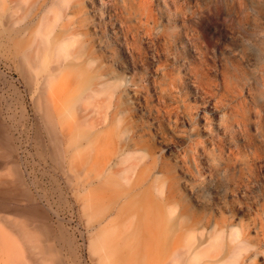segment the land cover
<instances>
[{"label":"bare ground","instance_id":"6f19581e","mask_svg":"<svg viewBox=\"0 0 264 264\" xmlns=\"http://www.w3.org/2000/svg\"><path fill=\"white\" fill-rule=\"evenodd\" d=\"M114 1L126 15V20L119 22L127 27L126 32L132 34L135 26L130 22L138 21L139 30L146 29L170 44L173 19L165 0ZM96 8L95 0H0V33L8 34L6 54L0 51V59L13 63L34 90L52 158L67 177L63 146L72 129L83 124L89 130L100 129L95 139L85 142L86 158L91 163L85 188L95 193L93 204L107 212L100 226L112 222L139 235L130 253L117 243L111 244L115 264H133L137 254L152 258L159 252L163 255V262L157 261L160 264H264V174L257 170L264 161L259 149L264 143V108L252 106L250 133L248 123L244 124L243 130L255 138V144L248 151L237 144L228 154L231 134L219 137L216 119L210 113L213 123L212 132H208L201 115L172 91L170 85L178 70L163 72L152 84L170 103L169 117L180 116L197 136L202 132L209 138L195 139L189 150L193 158H204L207 171H199L197 185L183 180L177 170L184 167L185 158L177 157L175 166L166 154L173 147H155L149 131L134 122L133 111L145 98L146 87L128 70L113 68V56L99 38L98 24L91 19ZM236 12L249 44H256L259 52L255 58H250L246 49L236 52L240 67L249 79L264 80V40L253 42L262 37V30L259 21L248 16L257 12V5L239 1ZM204 13L207 16L200 21V28L214 37L216 21ZM163 17H168L167 24ZM190 23L195 28L194 22ZM205 60L200 65L201 74L209 73ZM82 81L84 90L79 86ZM6 83L0 75V212L11 211L21 217L0 214V264H57L55 249L49 243L53 234L49 208L38 204L4 120L5 112L15 119ZM250 93L251 89L242 102L245 110ZM146 110H151L148 104ZM93 112L101 117L91 118ZM14 128L18 131L20 124ZM100 148L104 158L99 161L96 151ZM95 163L99 164L96 169ZM74 167L78 174L82 172L81 165ZM208 172L210 177H206ZM209 187L214 189L213 197ZM103 257L99 255V259ZM148 260L146 264L151 263Z\"/></svg>","mask_w":264,"mask_h":264},{"label":"rangeland","instance_id":"374dc122","mask_svg":"<svg viewBox=\"0 0 264 264\" xmlns=\"http://www.w3.org/2000/svg\"><path fill=\"white\" fill-rule=\"evenodd\" d=\"M165 1L169 5L168 12L173 21L175 16L179 15L177 13L178 8L181 12H191L190 8L195 7L194 0H187V2L185 0ZM239 1L249 5H257V12L248 14V16L259 21L262 37H256L253 42L264 40V0H213L212 15L209 16L214 18L218 12L222 11L226 21L233 28L234 37L240 41L241 48L247 50L250 58H255L259 53L254 47L256 44H249V38L244 35L242 28L237 23L236 11ZM95 6H97L96 13L92 15L91 19L98 24L99 38L104 41L113 56V61H111L113 68L120 72L125 69L128 70V74L146 87L145 98L133 111L134 122L144 126L149 131L151 144L155 147L164 148L165 144L173 147L166 154L174 165L177 157L185 158L184 167L178 169L177 174L190 184L197 185L200 182L199 171L202 173L207 171L208 165L204 158L199 161L190 155V146L195 139L208 141L209 138L202 132L197 136L196 131L188 127L180 116L173 115L170 118L167 112V108H170L167 105L170 103L154 90L152 84L155 81L158 82L166 70H178L176 59L173 55L168 54L174 53L175 49L171 43H166L163 38L157 35L149 34L146 29L139 30L138 26L141 24L138 21L130 22L132 27L135 26L132 29V34L126 32L127 27L119 24V22L126 20V15L116 1L101 0L100 2V0H95ZM196 15L199 13L197 12ZM203 15L207 16L206 13ZM184 33L194 43L200 39L198 32L191 26V23L184 28ZM7 35V33H0V51L4 54H6ZM241 48L233 49V51L238 52ZM202 49L198 48L197 51L203 53ZM98 53L102 54V52ZM209 57L210 51L205 57V65L206 70L211 74ZM205 58L203 56V60ZM0 75L7 81L4 87L6 94L13 101L12 113L15 115V119H13L8 117L5 112L4 120L11 129V134L18 147L20 162H23V169L26 168L25 170H27L28 181L30 179L29 184L38 204L43 209L49 208L50 223L53 229L49 243L55 249L57 264H115L116 254L112 245L117 243L130 253L133 251L132 249L135 250L133 241L139 238V235L121 229L112 222L100 226V220L105 217L107 212L99 205L93 204L96 200L95 193L85 188L87 168L91 164L86 158L85 142L88 139H95L96 133L100 129H97V132L89 130L85 124L72 129L69 141H66L63 146L66 149L63 162L72 178L70 179L52 158L50 140L43 129L40 113L35 106L34 90L30 89L16 66L6 59H0ZM79 86L81 90H84L85 81H82ZM174 95L178 99L186 100L193 107L197 103L192 95L188 94L182 87L179 88V93L174 92ZM146 104L149 105L150 112L146 110ZM83 115H85V111L82 113ZM70 117L71 121H74L73 114ZM99 117L101 116L98 112L91 114L93 119H99ZM18 123L20 129L17 131L14 127ZM247 148L242 147L245 151ZM96 156L99 161L103 159L104 150L101 148L97 150ZM78 165H81L82 171L79 174L74 167ZM98 166L99 164L95 163L94 168L96 169ZM257 170L260 174H264V161L257 167ZM2 172L3 170L0 169V173ZM206 177H210L209 172ZM213 191L214 189L209 187L210 196L214 194ZM0 214L11 219L21 217L11 211L0 212ZM99 255L104 257L99 259ZM154 255L150 258L144 254H137L133 264H146L147 259L151 262L150 264H154L151 259L156 264L163 262L161 252Z\"/></svg>","mask_w":264,"mask_h":264},{"label":"clouds","instance_id":"9594fccd","mask_svg":"<svg viewBox=\"0 0 264 264\" xmlns=\"http://www.w3.org/2000/svg\"><path fill=\"white\" fill-rule=\"evenodd\" d=\"M194 4L195 7L190 8L191 12H181L178 8L179 15L175 16L169 29L170 43L175 52L168 54L174 56L178 67L170 86L172 91L177 93L182 87L197 101L192 111L201 115V120L208 125V132H212L213 123L208 118L210 113L216 119L218 136L231 134L227 145L228 154H231L237 144L244 148L255 144V138L249 135L252 125L248 117L249 112L254 110L252 106L259 105L264 108V80L249 79L240 67L238 54L233 49L241 48V44L234 37L233 28L226 21L222 11L214 17L217 25L214 37H208L200 28V21L206 19L204 12L212 15L213 0H194ZM197 12L199 15L195 14ZM162 22L167 24L168 17H163ZM190 22H194L195 30L200 37L195 43L184 33V28ZM198 48H204L205 52L199 53ZM208 49L211 61L210 75L207 72L201 74L200 68ZM249 89H251V93L247 95L249 108L245 110L242 102ZM245 123H248L249 133L243 130ZM259 149L264 153V143L259 145ZM260 158L264 159V155Z\"/></svg>","mask_w":264,"mask_h":264}]
</instances>
